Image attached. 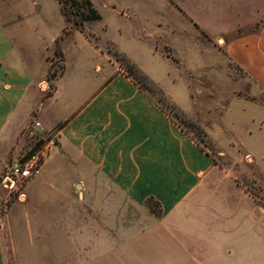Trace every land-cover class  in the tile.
Segmentation results:
<instances>
[{"label": "crops", "instance_id": "obj_1", "mask_svg": "<svg viewBox=\"0 0 264 264\" xmlns=\"http://www.w3.org/2000/svg\"><path fill=\"white\" fill-rule=\"evenodd\" d=\"M225 1L239 17L213 36H229L225 53L251 79L252 96L234 97L220 124L210 128L220 147L225 132L240 140L245 126L257 122L264 128V0ZM165 4L179 19L211 35L210 24L196 20L184 0ZM49 5V0H0V142L11 141L32 118L43 131L55 132L46 166L62 171L70 194L78 188L88 212H119L123 203L140 211L153 234L135 244L150 247V264H263L264 206L78 27L64 39L63 68L44 102L38 89L48 82L49 57L56 56L57 37L67 24L61 6V27L49 29ZM134 35L151 56L168 65L173 83L189 92L173 58L153 44L151 37L160 34L146 28ZM142 67L178 105L192 106L181 105L152 68ZM237 105L244 109L239 125L228 120ZM244 154L255 162L251 151ZM57 172L49 177L56 180ZM150 197L160 203L159 216L147 204ZM124 260L140 257L132 254ZM0 264H6L1 231Z\"/></svg>", "mask_w": 264, "mask_h": 264}, {"label": "rangeland", "instance_id": "obj_2", "mask_svg": "<svg viewBox=\"0 0 264 264\" xmlns=\"http://www.w3.org/2000/svg\"><path fill=\"white\" fill-rule=\"evenodd\" d=\"M166 1L91 0L102 17L86 20L84 27L78 25L73 17L76 10L89 11L86 0H78L75 5L64 1L71 18L67 19L64 14L67 24L57 37L56 47L61 50H57L56 56L49 57L53 66L51 71L57 75L61 71L64 39L72 27L80 28L126 72L132 71L145 90L189 130L220 166L235 174L238 182L264 206V128L257 122L247 125V128L243 126L240 140L233 133L225 132L222 147L209 132L211 127L220 124L222 113L234 97L252 96L249 90L251 79L225 53L224 41L229 36H213L223 24L238 19L234 11L236 7L225 0H210L208 16L206 0H184L196 20L210 24L209 35L189 20L179 19L175 9L166 8ZM49 3V29L55 32L61 27V6L56 0H49ZM146 28L160 34L151 37L153 44L163 54L173 58L175 69L188 81L189 92L183 84L173 83L174 77L168 74V65L166 67L159 57L151 56L142 42L136 39V31L142 34ZM122 50H128L135 60ZM130 62L141 69L142 65L152 68L162 82L173 89L181 105L189 107L192 102V106L186 109L178 105L153 80L181 108L178 113L162 96L159 87L148 82ZM53 78L48 74V82H42L38 89L44 102L55 89ZM260 99L264 102V97ZM243 110L237 105L229 113L228 120L239 125ZM50 138L55 140V132L43 131L32 118L11 141L0 142V231L6 264H150L147 256L150 247L135 244L153 234L149 233L148 222L143 219L142 213L125 203L122 208L120 206L119 212L114 213L97 214L84 210L83 197H80L78 188L74 186L70 194L62 171L57 172L58 167L46 166L52 149L40 174L23 190L25 196H19V193L3 186L2 176L11 164L31 154ZM245 151H251L255 162L248 159ZM53 172H57L56 180L49 177ZM153 205L159 210L156 203L153 202ZM112 219L116 221L114 227L111 226ZM132 254L138 255L140 260H124Z\"/></svg>", "mask_w": 264, "mask_h": 264}, {"label": "built area", "instance_id": "obj_3", "mask_svg": "<svg viewBox=\"0 0 264 264\" xmlns=\"http://www.w3.org/2000/svg\"><path fill=\"white\" fill-rule=\"evenodd\" d=\"M55 145L56 141L50 138L28 156L12 163L6 174L2 176L3 186L11 192L19 193V196H25L23 190L34 177L40 174L47 154Z\"/></svg>", "mask_w": 264, "mask_h": 264}, {"label": "trees", "instance_id": "obj_4", "mask_svg": "<svg viewBox=\"0 0 264 264\" xmlns=\"http://www.w3.org/2000/svg\"><path fill=\"white\" fill-rule=\"evenodd\" d=\"M64 1H69L70 5H75L77 4L78 0H60L61 2V6H62V10H63V13L66 15L67 19L71 18V14H70V10H68L66 8V4H64ZM86 2L88 3L89 5V11L88 12H85V11H78L77 10L75 11V15L73 17L74 21L78 24V25H81L83 26L85 21L86 20H89V19H97V18H101L102 15L101 13L98 11V9H96L94 6H92V2L91 0H86ZM79 14V15H78ZM84 27V26H83ZM57 50H61L59 47H57ZM132 67L135 69V70H138V72H140L144 77L145 79L150 82L151 84H154L156 86H158L141 68H139L134 62H130ZM53 66H51L50 68V71H49V75H51L52 77H55L57 74L55 72H52ZM127 74L132 77L142 88L145 89V87H143L142 84H140V82L138 81V79L133 75L132 71H128ZM159 87V86H158ZM159 91L160 93L162 94V96H164L165 98H167L171 104H172V107L178 112L180 113L182 110L181 108L168 96V95H165L164 91L159 87ZM159 102V100H158ZM160 103V102H159ZM161 105V103H160ZM164 109L165 107L163 105H161ZM166 110V109H165ZM167 111V110H166ZM168 112V111H167ZM169 113V112H168ZM170 114V113H169ZM172 118H174L172 116ZM175 119V118H174ZM176 120V119H175ZM176 122L182 127L183 130H185L186 132H188L190 135L191 133L189 132V130H187L180 122H178L176 120ZM196 140V139H195ZM197 141V140H196ZM198 142V141H197ZM199 143V142H198ZM153 202L156 203V205L159 206V210H156L154 205H153ZM147 204L149 206V208L151 209L152 212H154L156 215H160L161 212H160V203L155 200L154 198L150 197L148 198L147 200Z\"/></svg>", "mask_w": 264, "mask_h": 264}]
</instances>
